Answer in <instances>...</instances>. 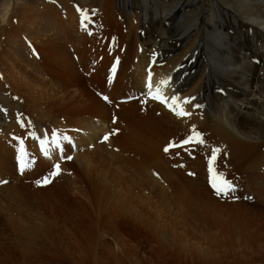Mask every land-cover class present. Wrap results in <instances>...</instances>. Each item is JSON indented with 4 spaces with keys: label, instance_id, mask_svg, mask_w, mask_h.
<instances>
[{
    "label": "bare ground",
    "instance_id": "6f19581e",
    "mask_svg": "<svg viewBox=\"0 0 264 264\" xmlns=\"http://www.w3.org/2000/svg\"><path fill=\"white\" fill-rule=\"evenodd\" d=\"M71 1L74 0L23 1L24 8L30 3H36L37 8L28 7L14 13V10H7L0 15V28H3L0 47L4 50L0 56L4 91L0 88V93L6 95L9 103L6 106L9 118L6 117V123H0V176L14 174L15 169L22 167V162L26 166L23 169L33 175L48 168L50 164L33 151L35 128L31 127L35 124L38 127L37 124L50 122L71 139H82V143H86L85 140L94 142L108 132L116 153L120 151L128 159L95 152L94 161L104 167L107 166L104 162H108L115 165L113 169L117 171L134 174L144 185L150 184L146 170L153 168L162 172L175 190L173 194L179 199L182 210L198 215L199 226L210 223L218 231L217 237L229 233L226 236L231 241L244 234L234 223L227 228L228 223L222 221V216H212L222 206L219 200L205 193L214 173L208 174V181L200 182L199 187L193 186L190 180H179L176 172L167 167L168 155L164 149L166 145L179 144L183 140L164 146V142L156 138L163 137L162 132L152 135L146 128L148 120L138 115L140 110L148 108L147 114L152 118L173 116L167 111L166 102L148 97L147 69L151 62L147 63V49L138 43L133 33L138 30L140 39L156 44L151 52L156 53L158 60L151 74L155 66L170 60L163 64L162 77L152 75V93L159 89L182 101L192 98L184 104L190 115L176 116L178 124L190 130L207 129L228 155L225 162L237 174H252L257 170L256 185L263 184L256 189L257 202L264 204V0H176L172 10H160L159 2L162 4L163 0H82L79 4L85 8L78 6V10L72 7ZM52 3L64 6L63 20H59ZM110 26H119L123 31L119 39L112 42L107 57L114 56L115 61L125 59L136 68V76L133 80L121 79V88L131 83V91L106 89L97 92V96L88 86L90 62L98 48L104 47L101 39L109 33ZM52 30L53 36L48 37L47 31ZM128 35L130 40L125 39ZM31 39L32 44L28 42ZM84 64L86 67L81 72ZM166 79H170L167 87L161 83ZM106 83L111 84L112 80L108 78ZM144 89L145 102L139 99L131 102L138 101L134 104L120 103L122 99L144 93ZM113 118H117L114 124ZM95 174L94 177L98 176ZM118 177L119 182H129ZM38 193L43 195L44 192ZM65 222L64 228H68L69 217ZM97 225L90 222L83 227L87 233L95 235L80 234L83 242L78 236L67 237L76 255L73 263L124 264L114 254L110 243L97 240L100 238ZM62 231L70 234L67 229ZM193 246L196 247L188 243L184 252L201 264H249L254 261L240 256L235 244L230 247L227 241L219 238L205 249L208 255ZM63 252L65 254L58 255L60 260L69 256L68 250ZM93 254L95 260L91 259ZM260 260L264 261V257Z\"/></svg>",
    "mask_w": 264,
    "mask_h": 264
},
{
    "label": "rangeland",
    "instance_id": "374dc122",
    "mask_svg": "<svg viewBox=\"0 0 264 264\" xmlns=\"http://www.w3.org/2000/svg\"><path fill=\"white\" fill-rule=\"evenodd\" d=\"M23 1L26 3L30 0H0V15L7 10H14V13L28 7L35 9L36 6L37 8L36 3H30V6L24 8L23 4L25 3ZM74 1H71L73 8L78 10L79 7L81 9L84 7L79 4L82 0ZM83 1L86 2V0ZM175 3L176 0H163L162 4L159 2L160 10H172ZM52 5L54 11L59 14V20H63L65 14L62 8L64 6L55 3ZM78 17L80 18V16ZM114 21L117 23L116 20ZM77 23H79V19ZM113 28L114 26H110L109 30L107 29L109 33L103 35L101 39L104 47L98 48L96 56L92 57L90 62L88 86L97 96H99L97 92L106 91V89L114 90L117 88L118 90L131 91V83H126L124 88H121V79L126 77L128 80H133L136 76V68L125 59L121 58V63H119L120 59L115 61L114 56L113 58L107 57L106 52L111 49L112 42L117 41L123 31L119 26ZM2 31L3 28H0V33ZM137 31H134L133 36L137 38L139 44L144 45L147 49L146 59L149 64L151 50L156 44L149 40L140 39ZM47 32L49 33L48 37L49 35L53 36V30ZM125 39L130 40L131 36L128 35ZM28 42L32 44L34 41L31 39ZM1 50L0 47V56L4 52ZM164 61L170 62V60ZM163 62L160 66H155L151 75L159 78L163 76L161 73ZM85 64L84 68H80L81 72L84 71ZM108 78L114 79V81L108 84L106 83ZM1 81L2 79H0ZM0 88L3 92V81L0 83ZM5 98L6 95L0 93V123H6V117L9 118V113L8 116L4 117L2 112L4 108L8 110L6 106L9 103ZM132 111L135 113L133 109ZM147 111L148 108L140 110L138 115L148 120L146 128H149L152 135L162 132L163 137L158 136L156 138H159L158 141L162 140L164 146L179 140L184 141L186 137L192 134V130L182 128L178 124L175 116L161 115L152 118L148 116ZM130 113L131 110L128 111V114ZM37 125L39 128H44L49 139H51L54 126L50 122ZM55 129L58 128L55 127ZM198 132L205 134L203 145L193 143L186 147L187 149L181 148L167 152L164 149V153L168 155L166 157L167 167L171 172H176L179 180H190L195 187H199L200 182H207L206 176L214 173L213 181L207 186L209 190H206L205 193L219 200L218 203L222 204L212 216H222V221L225 224L228 223L227 228L234 223L236 227L244 231V234H239L232 239L235 243L227 238L226 235L229 233L226 235L222 233L220 237H217L218 231L214 230L210 223L199 226L198 215L187 212L185 209L182 210L179 199L175 197V193L173 194L175 190L169 186L168 180H165L164 173H159L153 168L146 170L145 173L150 179V184L144 185L139 182L134 174L117 171L115 170L116 166L113 165L115 167L113 169V166L108 162H104L107 165L104 167L94 161L92 155L95 152H106L112 156L128 159L120 151L116 153V149L112 146L113 138L111 136L104 144L99 143L100 136L94 142L85 140L86 143H82V139L73 140L80 152L77 155L75 152L71 154L73 157L71 162L63 163V166H60V175L51 177L52 182L47 186L40 187L36 182L49 176L53 171L51 166L56 165V163L53 164L56 158L50 154L51 152L46 155L41 145L37 147L35 144L33 151L34 153L36 151L37 154H39L38 151H41L45 157L50 155L52 162L48 161V158L40 156L46 164H50L47 169L33 175L29 170L20 167L15 169L14 174L0 176V181H6V183H0V263L74 264V256L76 255L72 253V242L67 237L78 236L82 242L83 238L80 234L86 233L95 237L93 233H87L86 229L83 228L90 222H94L98 224L100 229V232H98V228L96 231V233L98 232L97 235L100 236V238L97 237V240L110 243L112 246H109L112 250L114 249V254L124 261V264H201L199 260L189 257L184 252L188 249V243H194L196 247H193L200 249L199 251L204 255H208L205 249L209 243L217 240V238L227 241V245L230 247L235 244V249L240 256H248L254 260L249 264H264V261L260 260L261 257H264V204L257 202L256 193V189L263 184L256 185L257 170H254L252 174H237L225 162L228 160V155L216 144L212 134L207 129ZM99 146H103V148ZM63 147L65 153L61 154L62 158L71 150V146L67 145L65 141ZM166 147L168 146L166 145ZM214 148H219L221 151L213 166L209 160ZM170 153L174 154L171 155ZM54 154H56L55 148ZM94 172L98 176L94 177ZM217 173L222 174L223 179L230 182L235 188V191L228 190L225 198L222 194H217L216 189L211 191L213 183L222 182ZM118 176L127 179L128 184L119 182ZM99 182L101 183L99 184ZM40 190L44 192L43 195L38 193ZM246 197H254V200ZM229 214L231 215L229 216ZM67 217H69L70 225L67 226L68 228H64L67 224L65 222ZM193 217L196 218L197 222ZM182 224H185L186 227ZM66 229L69 230V235L62 231ZM69 242L71 243L69 244ZM230 247L226 249L231 250ZM50 248L54 251L52 252ZM65 250H68L69 256L66 255L63 260H60L58 255L65 254L63 252ZM94 255H91L92 260H95ZM239 264L246 263L241 262Z\"/></svg>",
    "mask_w": 264,
    "mask_h": 264
},
{
    "label": "snow or ice",
    "instance_id": "6c2138e0",
    "mask_svg": "<svg viewBox=\"0 0 264 264\" xmlns=\"http://www.w3.org/2000/svg\"><path fill=\"white\" fill-rule=\"evenodd\" d=\"M85 18H87V17H85ZM161 83L165 87H167L168 85H170V79H166V80L162 81ZM147 87H148L149 92L152 93L151 82H149ZM150 98L156 99V100H161V102H166V101L171 100V103H169L168 106L170 107V109L177 116L184 117V116H189L190 115L189 112L185 111L184 104L190 102V100L192 98H188L187 101H182L179 97L169 98L159 89L154 94H152ZM105 99H107V97H105ZM196 107H200V105H196ZM33 135H35V134L33 133ZM103 139H104V141H107L109 139V137L105 136ZM64 141H68L69 143L72 142L70 137H68L66 135L59 134L57 132H54L52 134V137H51L50 140L48 138L40 140V145H41L42 148H44L45 154L47 155L48 154V150H49L47 146H50V145L54 144L58 148L62 149ZM189 143H196V144L203 145L205 143V140L203 138V133H200V132L196 131L195 129H193L192 130V134L190 136H188L182 142L181 146H183L184 144H189ZM174 147H176V145L172 144L169 147H166L165 151L167 152V151L170 150V148H174ZM22 151H23V149H22ZM220 151L221 150L219 148H214L212 150V156L210 158V163L213 166L216 163V160L218 158V155H219ZM66 159L71 160V159H73V157L69 156V157H66ZM24 167H26V166L23 165V162H22V168H24ZM213 170L215 171L214 168H213ZM60 173H61V167H60L59 164H56L54 166V171H52L49 174V176L44 177L42 180H39L36 183H37L38 186H47L49 183L52 182L51 181V177H56V176L60 175ZM190 175H192V174L190 173ZM217 176H220V178L222 180V184L221 185H218L217 183H213V187L216 189L217 194H225L226 195L228 190L235 191L234 186H232L231 183L228 182L227 180H224L223 177H222V174L217 173ZM0 183H6V181H0ZM246 198L250 199V197H246Z\"/></svg>",
    "mask_w": 264,
    "mask_h": 264
}]
</instances>
